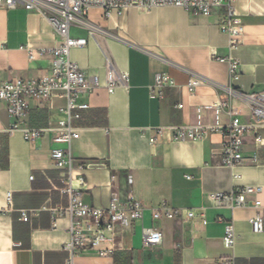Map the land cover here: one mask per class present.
Here are the masks:
<instances>
[{
    "label": "crops",
    "instance_id": "crops-1",
    "mask_svg": "<svg viewBox=\"0 0 264 264\" xmlns=\"http://www.w3.org/2000/svg\"><path fill=\"white\" fill-rule=\"evenodd\" d=\"M234 8L244 32L233 49L218 28V9L204 16L173 6L128 7L105 17L93 8L86 18L104 32L92 35L86 28L70 27L72 37L86 38L85 46L69 53L80 69L103 83L109 60L127 77L112 93L103 86L93 90L89 108L74 121L79 136L70 150L73 173L85 180L80 192L83 203L102 207L112 198L122 202L131 194L145 207L166 200L174 208L203 209L206 219V224L200 218L193 224L167 218L152 222L146 214L142 222L124 230L117 226L111 241L100 246L108 250L106 254L85 249L75 256L76 264H221L230 257L234 264H264V231L253 232L249 222L254 208L250 204L214 207L209 198L210 193L227 192L232 185H261L258 198L264 216V129L262 145L255 146L251 136L245 138L244 160L234 169L239 175L235 180L220 165L219 133L201 140H172L168 130L170 125L192 123L196 106L227 97V86L243 93L264 91V0H235ZM59 42L42 14L21 6L0 8V82L46 75L51 55L37 52ZM228 54L240 63L235 81H230L227 65L219 61ZM157 72L167 73L178 87H165L162 98L151 99L148 85ZM190 75L204 81L194 94L185 86ZM231 101L240 118L248 121L244 102ZM64 103L63 96L29 99V113L20 127L57 126V109ZM179 103L181 109L176 108ZM204 117L209 121L211 112ZM11 122L0 101V264H66L70 219L67 215L54 218V212L66 206L67 195L60 191L59 169L50 158L52 131L27 142L20 130L8 132ZM254 151L256 163L249 161ZM86 162L95 166L85 168ZM226 222L235 229L233 248L222 240ZM141 225L157 227L161 244L144 246Z\"/></svg>",
    "mask_w": 264,
    "mask_h": 264
},
{
    "label": "built area",
    "instance_id": "built-area-1",
    "mask_svg": "<svg viewBox=\"0 0 264 264\" xmlns=\"http://www.w3.org/2000/svg\"><path fill=\"white\" fill-rule=\"evenodd\" d=\"M234 2L235 0H0V8L21 6L27 11L42 14L60 41L51 49H42L37 52L40 56L51 55L49 72L37 80L15 76L0 82V101L4 102L7 115L12 120L8 128L9 133L20 130L25 141L33 142L45 131H52L54 145L50 150V158L59 169V180L63 184L60 191L67 195L66 206L56 210L54 218L67 215L70 219L69 240L64 245V249L68 252L66 264H76L75 256L85 249H96L100 255L106 254L108 250L101 249L100 246L111 241L115 228L118 226L124 230L135 221L142 222L146 214L152 222L167 218L177 219L181 224H193L197 218H200L201 222L206 224L203 209L174 208L166 200L145 207L131 194L122 202L112 198L107 206L102 207L83 203L80 192L85 187V180L82 175L73 173L74 165L70 150L72 141L79 136V127L74 121L80 119L81 112L89 108L88 98L93 90L103 86L108 93H112L126 81L127 77L109 60L105 64L103 83H100L96 76H88L80 69L70 59L69 53L72 48L85 46L86 38L72 37L69 33L70 27L86 28L92 35L94 32H104L86 18L90 9L93 8L102 10L105 17H109L112 11L121 13L128 7L150 9L173 6L204 16H210L218 9L221 10L218 28L220 32L228 36L229 49H233L242 42L244 32L242 19L235 11ZM33 56V52L30 51L29 58ZM219 61L227 65L230 81L239 78L240 63L236 57L228 54L220 57ZM203 82L199 76L190 75L185 85L188 93L194 94ZM165 87L176 88L178 85L167 73H155L152 82L148 85L149 98H162V89ZM225 88L227 97L196 106L192 123L170 125L168 130L172 134V140H201L210 133H219L221 136L218 151L220 165L228 168L231 171V179L235 180L239 175L234 172V169L244 160L245 138L251 136L255 146L262 145L264 91L243 93L231 85ZM56 96H63L65 99L64 105L57 109L60 114L57 126L53 128L20 127L29 113V99L48 101ZM232 98L241 100L247 106L250 116L248 121L240 118L239 112L232 105ZM176 108L181 109L182 104H177ZM206 111L211 112L209 121H205ZM223 115L226 116V121H223ZM158 131L161 130L158 129ZM257 160L258 155L254 151L249 161L256 163ZM84 165L85 168L95 166L92 162H86ZM262 191L261 185H232L227 192L210 193L209 198L214 207L233 209L250 204L254 208V213L249 217L252 231L260 233L264 231L263 207L258 198ZM22 219H28L25 212H22ZM53 225H55L54 219ZM141 238L146 247L158 246L162 242L160 230L153 225H141ZM222 240L226 247H234L236 233L232 222L224 223ZM221 264H234L233 258H225Z\"/></svg>",
    "mask_w": 264,
    "mask_h": 264
}]
</instances>
